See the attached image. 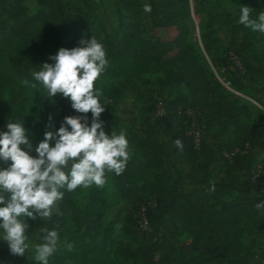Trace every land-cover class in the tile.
Masks as SVG:
<instances>
[{
    "label": "trees",
    "instance_id": "1",
    "mask_svg": "<svg viewBox=\"0 0 264 264\" xmlns=\"http://www.w3.org/2000/svg\"><path fill=\"white\" fill-rule=\"evenodd\" d=\"M24 1L0 0V54L5 51L14 52L17 76L22 81L34 82L32 73L39 68L31 61L30 54L43 49L48 41H56L70 50L81 46V39L90 40L92 37L103 45L106 53L108 63L103 73L119 78L118 84L106 88L100 97L101 105L106 108L100 121L103 122V130L107 135H111L110 127L118 119L111 109L113 104L125 91L137 89L136 80L143 79L145 74L156 72L161 74L157 80L168 88L164 112L159 118L160 125H169L172 118L179 120L181 134L189 150L193 152L192 155L196 157L195 155L204 153L198 167L206 170L210 166L214 169L215 158L213 152L205 150L204 140L201 139L197 150L186 130H182L185 124L186 127L188 125L185 113L187 109L199 112L202 119L209 117L207 123L216 118L232 127L230 137L222 149L224 153L234 149L240 152L230 159L240 158V164L245 163V158L249 156L255 160L256 157L260 159L255 164V160L246 163V175L235 174L211 180L185 192L167 163L168 152L156 136V127L150 122V118L144 117L143 135L136 132L125 135L129 153L125 170L120 175L111 173L117 191L124 200H135L138 185L140 191L146 188L158 196L156 205L148 207L146 211L149 228L152 233H158L169 225L170 233L164 240L149 243L144 238L132 236V224L127 218L123 232L132 237L131 242L135 246L133 250L129 246L122 248L123 256L130 258L133 264H251L253 252L241 243V224L243 221L249 222L253 232L264 239V209L257 210L255 207L257 203L264 201V192L257 193L253 189L254 183H264V112H260L251 121L243 120L242 116L247 115L246 104L237 103L215 73L196 54L194 45L188 40L190 0H148L151 11L148 13L147 30L143 22L142 5L137 0H126L124 6L128 12V20L119 26L115 35L106 32L99 35L76 20L68 21L64 17L62 0H37L45 9L33 14L26 13ZM253 2L256 19L264 12V0ZM167 27L174 28L172 39L162 40L154 33L158 28ZM147 31L153 34L146 37ZM203 44L208 51L207 44ZM232 51L237 54L244 67L242 74L226 69V72L235 76V81L231 82L232 87L236 86L243 91L246 81L256 77L264 78V50L260 54ZM222 59L221 62L213 63V66H226V53ZM244 77H247L246 80ZM183 83L190 89L189 96L181 90ZM0 93H5L9 99L11 123L19 122L34 129L35 125L47 118L49 109L42 103L47 96L42 86L39 90L33 89L35 114L32 117L28 111L29 96L24 85L0 73ZM254 99L264 108L261 98ZM56 107V118L49 131L58 130L65 117L78 115H86L88 126L91 125V113H76L71 108L70 101L62 96L57 99ZM7 123L0 117V133L7 131ZM41 141L32 143L33 157L36 156L34 149ZM258 164L261 165L260 172L251 181ZM77 188L71 192L66 187L61 189L64 194L59 201L60 213L54 214L50 219L32 220L25 217L24 220L28 227L35 229L41 241V228L57 231L65 226L74 231L83 229L86 239L74 243L71 251L67 250V246L62 248L60 253L63 259L76 261V264H110L106 248L112 245L113 239L110 237V229L102 227V212L98 206L101 202V189L96 185L91 189L84 211L74 201ZM229 193L235 195L222 200ZM172 228L181 230L185 239H171ZM0 256L3 259L9 257L13 262H20L22 259L21 256L12 255L7 249H1Z\"/></svg>",
    "mask_w": 264,
    "mask_h": 264
},
{
    "label": "rangeland",
    "instance_id": "2",
    "mask_svg": "<svg viewBox=\"0 0 264 264\" xmlns=\"http://www.w3.org/2000/svg\"><path fill=\"white\" fill-rule=\"evenodd\" d=\"M126 0H62L64 17L68 20H76L89 29L103 35L105 32L115 35L119 26L128 20V12L124 6ZM142 5L143 22L146 30L149 26L148 13L144 10L145 5H149L148 0H137ZM26 13L33 14L38 11H43L44 6L40 5L37 0H25ZM191 16H190V30L188 40L194 45L195 52L204 63V65L213 71L212 67L217 70L222 78L235 81V76L221 71V67L215 68L213 63L221 62L225 57L227 50H237L240 53H261L264 50V34L254 32L250 28L241 25L239 21L240 6H247L252 9L250 18L255 19V5L253 0H190ZM154 33L162 40H169L175 34L173 27L158 28ZM153 32L147 31L145 36L152 35ZM203 42L207 44L209 50L204 47ZM63 48L61 44L56 41H48L43 49L30 54V59L33 64L39 69L44 63L54 64V61L49 57L56 55L58 50ZM245 54V53H244ZM0 73L5 74L12 80L22 84V80L17 76V71L14 65V52L5 51L0 54ZM160 73L145 74L143 79L136 80L137 89L135 91H125L123 95L113 104L112 110L117 114L118 119L114 121L110 127V134H128L129 132H136L143 135V120L144 117L150 118V122L156 127L157 138L166 146L167 149V163L172 170L175 180L179 183L180 188L185 192H189L193 188L201 187L208 181L220 180L229 175L241 174L246 175V163L254 161L253 157L245 158V163L240 164V158L229 159L224 156L222 146L230 137L232 127L225 125L219 119L213 118L210 123H207L209 117L200 120L198 129L200 131L202 140L205 142V150H210L214 153L215 168L208 167L206 170L198 167L202 161L203 154L192 155L193 152L189 150L188 144L181 134V127L178 119H171L169 125H160L158 117L154 114V109L159 101H165L168 94V88L163 86L158 80ZM119 78L111 77L108 74L102 73L100 77L94 82V89L99 90L102 94L106 88L117 85ZM23 85V84H22ZM234 86V85H233ZM29 101L28 111L30 117L35 114V104L32 100L33 88L25 86ZM235 90L236 86L233 87ZM181 90L189 96L190 89L186 83L181 84ZM238 90V89H237ZM233 99L237 103H244L247 106V115L242 116L243 120L251 121L260 112H264V108L256 102L255 97L261 98L264 102V78L256 77L251 81H246L243 91H240L242 96L234 94L227 89ZM174 94V91H173ZM102 96V95H101ZM61 97L60 94L46 98L42 103L48 110L47 118L35 125L34 129L26 127L23 124L28 138L32 143H37L44 138L45 131H49L57 114L56 101ZM9 99L5 93H0V117L6 122L11 123L10 110L8 105ZM51 117V120L49 119ZM51 124V127L48 125ZM188 131V128L183 127ZM181 140L183 143V150H178L175 145V140ZM225 142V143H224ZM225 149V148H224ZM257 159L254 162L258 161ZM72 160L68 161L67 167H62L65 172ZM0 161V169L9 166ZM242 166V168L240 167ZM258 166L261 167L260 164ZM241 168V169H240ZM257 169H261L258 168ZM247 177V176H246ZM263 179V178H261ZM106 183L101 189V202L98 204L99 210L102 212V227L110 229V237L113 239L111 246L106 248V256L110 264H133L130 258L124 257L122 248L129 246L132 250L135 244H132L130 236L123 232V227L126 225L127 218L130 219L133 228V237L144 238L147 242L153 243L157 240H164L170 233L169 225H166L159 230L158 233H152L150 230H142L139 228V216L147 211L148 207H153L158 201V196L153 194L149 189L141 188L139 185L138 193L134 201H127L120 197L115 181L111 172H105ZM84 188L78 186L74 201L75 204L84 210L88 205V197L92 188ZM253 189L257 193L264 192V183L262 181L253 184ZM235 193L224 195L222 200L232 198ZM5 199L8 200V193H5ZM2 207L4 205H1ZM60 213L59 205H53L52 213ZM241 243L246 249L253 252V260L251 264H264V239L253 232L251 225L247 221L242 224ZM171 239H185V234L179 229L172 228ZM60 243L58 250L49 258V264H76V261H66L61 256L60 250L67 246L73 245L77 242H82L86 239L83 229L81 231H74L72 228L63 227L58 230ZM28 236L27 243L28 250L20 262H13L9 257L3 259L0 256V264H38L33 260L34 246L42 243L34 228L28 227L26 230ZM3 230H0V250L7 249V242L2 240Z\"/></svg>",
    "mask_w": 264,
    "mask_h": 264
},
{
    "label": "clouds",
    "instance_id": "3",
    "mask_svg": "<svg viewBox=\"0 0 264 264\" xmlns=\"http://www.w3.org/2000/svg\"><path fill=\"white\" fill-rule=\"evenodd\" d=\"M144 10L150 12V5H145ZM251 12V8L240 6L238 22L264 34V12L256 19L250 18ZM79 44L70 50L60 48L49 57L54 64L44 63L32 73L34 82L24 80L22 84L37 90L42 86L48 99L60 94L70 101L76 113L90 112L91 125L88 126L86 115L65 117L58 130L45 131L43 140L34 149L35 157L31 155L32 142L22 123H7V131L0 133V161L10 162L7 168L0 169V205H4L0 207V229L2 240L14 256H24L29 248L25 217L36 220L50 216L54 203L59 205L63 199L61 189L65 187L69 192L78 186L103 187L105 172L120 175L129 160L125 135H107L100 121L106 108L100 103L102 93L94 89V82L108 63L103 45L92 37L81 39ZM174 145L183 150L181 140H175ZM70 159L73 163L66 175L62 167H67ZM5 193H10L8 200ZM255 207L264 209V201ZM40 231L43 242L34 246L33 260L49 264V258L58 250L60 237L54 229ZM67 250H72L71 244H67Z\"/></svg>",
    "mask_w": 264,
    "mask_h": 264
},
{
    "label": "built area",
    "instance_id": "4",
    "mask_svg": "<svg viewBox=\"0 0 264 264\" xmlns=\"http://www.w3.org/2000/svg\"><path fill=\"white\" fill-rule=\"evenodd\" d=\"M226 56L228 58L227 65L220 68L221 71H225V69H229V70H232L236 73L242 74L244 72V67H243L239 57L237 56V54L235 52H233L232 50H228L226 52ZM212 69H213V72L215 73L217 79L222 83V85L226 89L230 90L234 94L241 95L238 91H236L232 87L230 80H228L226 78H222L218 74L217 70H215L213 67H212ZM153 111H154L155 116L158 117V119H159L160 116L164 112V100L159 101L157 106H156V109H154ZM178 113H180V111H178ZM185 113L188 116V125H187L188 131H186V133L188 136L191 137L194 148L198 150L200 148V143H201V139H202L200 131L198 129V123H200L201 115L199 112L192 110V109H187ZM239 152L240 151L238 149H234L231 152L224 153V156L226 158L230 159L231 157H233L234 155H236ZM258 168H260V166H258ZM259 172H260V170L257 169L256 174H254L251 177V181L255 180V177L258 175ZM138 224H139V228H141L142 230H145V231L150 230L149 224H148V219L146 216V212L145 213L142 212L140 214Z\"/></svg>",
    "mask_w": 264,
    "mask_h": 264
},
{
    "label": "water",
    "instance_id": "5",
    "mask_svg": "<svg viewBox=\"0 0 264 264\" xmlns=\"http://www.w3.org/2000/svg\"><path fill=\"white\" fill-rule=\"evenodd\" d=\"M70 167H71V163L69 165V168L64 172L65 174H67L70 170ZM8 197L10 198V193H8ZM54 205L58 206V204L54 203ZM53 207V206H52ZM29 210H32L31 208H29ZM54 214H58V212L56 213H52L50 216L48 217H44L45 219H50Z\"/></svg>",
    "mask_w": 264,
    "mask_h": 264
},
{
    "label": "crops",
    "instance_id": "6",
    "mask_svg": "<svg viewBox=\"0 0 264 264\" xmlns=\"http://www.w3.org/2000/svg\"><path fill=\"white\" fill-rule=\"evenodd\" d=\"M247 77H244V79L246 80Z\"/></svg>",
    "mask_w": 264,
    "mask_h": 264
}]
</instances>
